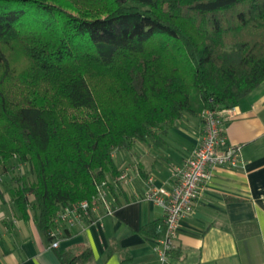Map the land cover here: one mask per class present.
I'll use <instances>...</instances> for the list:
<instances>
[{"label": "trees", "instance_id": "16d2710c", "mask_svg": "<svg viewBox=\"0 0 264 264\" xmlns=\"http://www.w3.org/2000/svg\"><path fill=\"white\" fill-rule=\"evenodd\" d=\"M60 1L0 0V168L28 166L11 197L50 241L62 208L118 178L115 150L264 81V0Z\"/></svg>", "mask_w": 264, "mask_h": 264}, {"label": "crops", "instance_id": "0c3cea01", "mask_svg": "<svg viewBox=\"0 0 264 264\" xmlns=\"http://www.w3.org/2000/svg\"><path fill=\"white\" fill-rule=\"evenodd\" d=\"M225 116L227 143L241 147L242 161L212 170L194 211L180 220L164 264H264V81ZM202 130L200 115L184 114L164 134L115 150L118 175L126 179L112 180L114 213L102 210L94 221L77 223L58 248L33 215L21 216L0 183V264H62L58 251L86 248L91 259L77 264H161L164 209L146 198L148 180L170 190Z\"/></svg>", "mask_w": 264, "mask_h": 264}, {"label": "built area", "instance_id": "2783aa9c", "mask_svg": "<svg viewBox=\"0 0 264 264\" xmlns=\"http://www.w3.org/2000/svg\"><path fill=\"white\" fill-rule=\"evenodd\" d=\"M229 108L205 109L201 118L203 130L200 142L192 154L186 159L184 166L177 170V181L170 190H163L153 184L150 178L146 198L154 200L164 209V230L160 240L159 255L161 264L168 259V253L174 249L179 222L190 215L199 200L206 182L217 167H237L241 161V147L227 143L226 112ZM126 174H120L114 183L124 181ZM108 179L103 182L99 195L92 201L84 200L71 206L62 208L55 218L50 235L52 248H58L60 239L67 230H71L77 223L94 221V218L114 213L109 196Z\"/></svg>", "mask_w": 264, "mask_h": 264}, {"label": "rangeland", "instance_id": "374dc122", "mask_svg": "<svg viewBox=\"0 0 264 264\" xmlns=\"http://www.w3.org/2000/svg\"><path fill=\"white\" fill-rule=\"evenodd\" d=\"M56 3H61L60 0H55ZM65 6H68L66 2H64ZM3 175L2 170L0 168V183L4 185L5 187H8L9 190L11 191L12 189H15L19 186V179L22 176H28V166L27 165H21L18 164L16 161L13 162V168L12 170L5 175V177L1 178ZM110 176V181L113 180V177ZM112 183V182H111ZM111 189V185H110ZM12 196V195H11Z\"/></svg>", "mask_w": 264, "mask_h": 264}]
</instances>
